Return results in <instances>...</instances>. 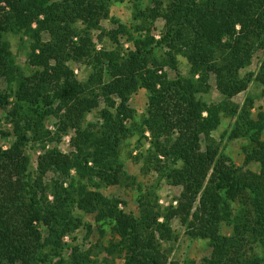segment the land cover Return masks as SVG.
<instances>
[{
  "label": "trees",
  "instance_id": "1",
  "mask_svg": "<svg viewBox=\"0 0 264 264\" xmlns=\"http://www.w3.org/2000/svg\"><path fill=\"white\" fill-rule=\"evenodd\" d=\"M114 1L125 0H0V110L12 126L0 124V140L12 137L0 144V264H89L91 250L65 241L81 227L91 230L80 213L93 214L101 232L110 227L116 240L108 251L123 264H179L171 259L175 219L209 243L200 264H264V108L255 114L254 99L242 107L233 101L249 88L254 73L246 69L258 52L254 79L264 99V0L134 3L135 31L146 32L127 51L119 36L130 31L111 17ZM110 18L114 29L103 26ZM159 19L157 38L150 27ZM12 35L27 45V71ZM103 36L115 47L98 48ZM178 54L187 59L186 76ZM213 86L223 101L205 100ZM142 88L147 104L138 121L131 99ZM223 115L236 116L229 137L247 140L244 165L213 136ZM71 132L65 152L60 143ZM136 133L152 148L135 160L181 191L165 205L157 194L141 201L134 213L103 189L126 175L120 148ZM29 147L40 151L35 167Z\"/></svg>",
  "mask_w": 264,
  "mask_h": 264
},
{
  "label": "rangeland",
  "instance_id": "2",
  "mask_svg": "<svg viewBox=\"0 0 264 264\" xmlns=\"http://www.w3.org/2000/svg\"><path fill=\"white\" fill-rule=\"evenodd\" d=\"M166 1V0H165ZM151 0H125L114 1L110 7V15L116 19H119L122 23L126 24L129 28V35H120L119 41L123 48L127 51L133 48L132 41L137 39L145 33L146 30L135 31L137 22L135 21V8L134 3H139V6L145 8L150 5ZM103 26L106 29H114L117 27L112 19H106L103 21ZM151 32L158 38L160 36L159 31L164 29V21L159 19L153 25H151ZM131 38V40L129 39ZM12 43V50L16 57L17 63L27 71V45L18 35H12L10 37ZM105 46L109 49L115 47L113 41L107 36H103V40L100 42L97 40V47L101 48ZM163 49L155 51L157 56L163 54ZM179 73L184 76L187 75L189 65L187 59L182 55H177ZM263 53L258 52L252 64L246 69L247 72H253V80L249 85V88L233 98V101L240 107L243 106L246 100L249 98L254 99L253 112L256 114L258 108L262 106L264 108V99L261 95L262 89L258 81L254 78L259 71ZM165 70L168 71L171 77H176L178 71L172 69L169 65ZM76 72L81 76H85L88 70L83 64H78ZM205 100L209 102H221L223 96L218 92L215 86L212 87L209 93L204 95ZM147 104V91L142 88L136 94L132 96L131 105L136 109V119L140 121L142 114L145 111ZM224 114V113H223ZM4 112L0 110V124L12 129L11 124H7ZM90 120H94L93 115H89ZM236 116L223 115L222 122L219 128L213 133L214 138L219 143L220 151L226 156L230 157L237 165H244V151L243 146L247 144V140L244 138L231 139L230 132L234 127ZM56 119L50 120L49 129L56 130ZM70 134L64 136L61 140L60 147L63 151L69 152L70 147ZM146 135L149 137V133ZM12 139L0 140V144L7 147ZM152 144L150 138L144 139L140 137L139 133H136L124 140L120 148V159L125 165L126 175L122 177L121 182L117 185L107 187L103 189V192L109 196H116L123 200L122 207L128 212L137 213L140 208V202L146 201L151 198L154 202V196L160 197L159 203L165 205L169 200L175 198L180 194L181 189L177 186H172L167 180L161 176V174L155 170L146 171L143 169V158L140 161H136L134 156L142 153L144 156L150 151ZM27 154L32 155V165L36 166L37 158L40 151H36L33 147H29L26 150ZM138 156V155H137ZM248 168L258 169L257 164L247 165ZM84 218L85 223L91 225V230L85 227L78 229L73 235L65 237V241L72 245H79L82 250H91L90 258L92 262L89 264H123L124 259L118 252H109L108 247L116 240L111 232L110 227L103 226L104 232L100 231V224L95 221L94 215L89 213H80ZM175 239L170 242L172 246L171 259L176 260L179 264H200L204 257L209 256L211 248L206 240H194L186 233V227L177 219L172 222ZM223 231L225 233L231 232V227L224 224Z\"/></svg>",
  "mask_w": 264,
  "mask_h": 264
}]
</instances>
